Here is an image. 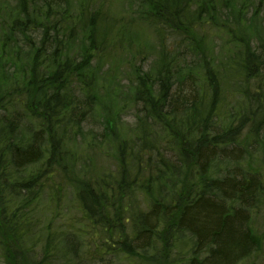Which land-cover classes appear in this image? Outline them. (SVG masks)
I'll list each match as a JSON object with an SVG mask.
<instances>
[{
  "label": "trees",
  "instance_id": "16d2710c",
  "mask_svg": "<svg viewBox=\"0 0 264 264\" xmlns=\"http://www.w3.org/2000/svg\"><path fill=\"white\" fill-rule=\"evenodd\" d=\"M260 214L264 0H0L4 264H243Z\"/></svg>",
  "mask_w": 264,
  "mask_h": 264
},
{
  "label": "rangeland",
  "instance_id": "374dc122",
  "mask_svg": "<svg viewBox=\"0 0 264 264\" xmlns=\"http://www.w3.org/2000/svg\"><path fill=\"white\" fill-rule=\"evenodd\" d=\"M138 28H139V33L141 34L140 38L142 40V43H147L150 47H152L151 50H152V53H153L154 52V48L156 46V42H155L156 36H154L151 33V31H149L147 29V27L145 25H139ZM151 58H153V57H151ZM124 119L126 120V122L128 124H131V122H132L131 117H127L126 118V116H125ZM86 127H87V129H89L88 125ZM85 152L89 153V154H92L93 155L92 158L96 159L97 154L94 153L90 148L87 147ZM104 163H106V162L103 160V158L101 156H98V158H97V160L95 162V166H97L99 168ZM93 171L94 170H92V172ZM253 223H254L255 227H259L260 228V230L258 231V237L260 238V241H261L260 242L261 243L260 244L261 248L258 251L254 252L249 257L248 261H243L242 263L243 264H264V214H260V215L256 216L254 218ZM115 257H118V256H115ZM110 259L114 260V263H112V264H120V262H118V261H120L122 259V257L121 256L118 257V258H111L110 257ZM127 260H129V259H127ZM125 263H122V264H125ZM0 264H4V261L0 260ZM168 264H176V261H174V262L173 261H169Z\"/></svg>",
  "mask_w": 264,
  "mask_h": 264
}]
</instances>
